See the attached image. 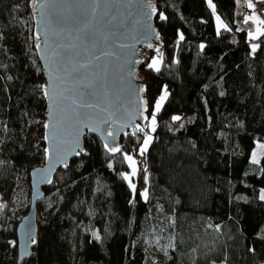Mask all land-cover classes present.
Masks as SVG:
<instances>
[{
    "label": "trees",
    "instance_id": "obj_1",
    "mask_svg": "<svg viewBox=\"0 0 264 264\" xmlns=\"http://www.w3.org/2000/svg\"><path fill=\"white\" fill-rule=\"evenodd\" d=\"M236 1L153 0L161 49L142 52L138 70L148 115L168 92L153 140L140 155L145 126L110 155L87 134L85 152L43 189L37 243L19 262L29 173L45 162L44 73L33 0H0V264H264V153L251 160L264 145V34L251 55ZM153 56L159 71L148 67ZM130 153L135 191L125 179Z\"/></svg>",
    "mask_w": 264,
    "mask_h": 264
},
{
    "label": "water",
    "instance_id": "obj_2",
    "mask_svg": "<svg viewBox=\"0 0 264 264\" xmlns=\"http://www.w3.org/2000/svg\"><path fill=\"white\" fill-rule=\"evenodd\" d=\"M39 4L47 7L33 3V36L44 73L45 122L55 124V129L44 128V136L49 133L45 162L29 173V208L16 227L19 262L32 255L37 243V203L44 197L43 189L85 152V136H96L114 155L117 152L109 149H120L121 136L139 131L138 126L145 129L147 84L138 77L141 53L161 49L153 0H39ZM72 100L81 107L75 108Z\"/></svg>",
    "mask_w": 264,
    "mask_h": 264
},
{
    "label": "rangeland",
    "instance_id": "obj_3",
    "mask_svg": "<svg viewBox=\"0 0 264 264\" xmlns=\"http://www.w3.org/2000/svg\"><path fill=\"white\" fill-rule=\"evenodd\" d=\"M245 1H246V8L244 10H242V2H243V0H237V5H236V24L238 26V29L241 30V31H244L245 34H246V40L248 41V43L250 45V54L251 55H255L257 53L259 47L255 50V52H253L252 51V45L253 44L259 45V41L261 39V34L258 36V38L251 39L248 36V33L251 31V32H253L255 34L257 27H259L261 29V32L264 31V25L259 24V20H264V11H260V9L257 6V3H258L257 1H260V2L264 3V0H245ZM249 4H251L252 6L249 7ZM248 17H251V19H249L248 22L245 23V19L248 18ZM216 22H217V26L219 27V23L218 22H220V21L216 19ZM159 54H161V53H157V55H159ZM154 58L157 60L156 67H159L161 58L160 57L157 58L156 56H153L152 59H151V63H152ZM165 91H166V96H165V99H166L167 95H168V92H167L166 88L163 87L161 89L160 93L154 98V100H153V102L151 104V108H150L149 115H148V121L146 123V132H145L142 144L140 145V147L138 149V152H139L140 155H142L141 154L142 150H143V154H144V152L147 151L151 141L153 140L154 131L152 130L151 116H152V113L154 111V107H155L157 101L159 100V98L162 95H165ZM165 99L163 100V102L161 104V107H162ZM161 107H160V110H161ZM160 110H159V112H160ZM159 112L156 113L155 128H156L157 123H158V114H159ZM147 137H151V139L149 140V142L147 143V146L145 148V139ZM261 145H263V143H261V142H256L255 143V146H254V149H253V152H252V158H251V160L253 162H257L258 163L260 158H261V156L264 153V147H261ZM128 155L132 156V158L136 161V163H135L136 171H135V174L133 175V169L130 166L129 162L126 160V162L128 164V167H129V170L125 174V176L129 177L128 179H126V181L128 182V184L131 187V189L133 191H135L136 183H137V180H136L137 179V171H138V167L139 166H138L137 157L135 156V154L134 153H130ZM133 185L135 187H133ZM0 205H4V207H5V199H0ZM148 239H149V249L152 252H155L158 249L157 246H156L155 238H153L152 234H150V235H148Z\"/></svg>",
    "mask_w": 264,
    "mask_h": 264
},
{
    "label": "snow or ice",
    "instance_id": "obj_4",
    "mask_svg": "<svg viewBox=\"0 0 264 264\" xmlns=\"http://www.w3.org/2000/svg\"><path fill=\"white\" fill-rule=\"evenodd\" d=\"M208 2H209V6L214 8V6H213L212 3H211V0H208ZM33 3H34V4H37L41 9H43L44 7H47V5H45V4H39V0H33ZM251 6H252V5L249 4V7H251ZM145 7H147V6H145ZM153 11H155L154 8H153ZM41 14H43V13H41ZM92 14H93V15L95 14L94 9H93ZM165 18H166V17H164V15L161 13V14H160V19H165ZM249 19H251V17L246 18V19H245V23H247ZM217 20H219V17H217ZM259 24L264 25V20H259ZM260 34H264V32H261V29H260L259 27H257V29H256V33L254 34L253 32L250 31V32L248 33V36H249L251 39H256V38H258V36H259ZM37 38H38V37H37ZM179 39H180V40H183V39H184L183 34L180 35ZM38 47H39V45H38ZM149 47H151L150 44H149ZM258 47H259V45H255V44H253V45H252V51L255 52V50H256ZM201 48H203V45H201ZM157 52H159V49H157ZM156 64H157V60L154 58L153 61H152V63L149 64L148 67H149V68H154L156 71H159V68L156 67ZM80 67L83 68V67H85V65L82 64ZM42 87H43V86H42ZM45 95H46V96L48 95V91H47V89H45ZM53 96H55V92L53 93ZM165 96H166V91H165V95H162V96L159 98V100L157 101V103H156V105H155V107H154V111H153L152 116H151V125H152V130H153V131H155L156 113L159 112L160 107H161V104H162L163 100L165 99ZM55 102H56V101L53 100V104H55ZM72 105H75V108H79V107H81L79 104L76 103L75 100H72ZM145 105H146V102H145ZM87 107H92V105H87ZM145 110H147L146 107H145ZM73 111H75V109H73ZM77 114H78V113H77ZM50 117H51V113H50ZM145 119L147 120L148 117L146 116ZM172 119H173V120H179L180 117H179V116H174V117H172ZM44 128H45L46 130H48V129H50V128H52V129L54 130V129H55V124H50V123H48V122H45V123H44ZM91 130L95 131L96 129H91ZM138 130H139V131H143V129H142V128H139V126H138ZM53 135H54V131H53ZM108 135L111 136V135H113V133L109 131V132H108ZM44 139H45V140H48V139H49V133H48V131L45 132ZM150 139H151V137H147V138L145 139V148H146L147 143L149 142ZM105 147H108V145L105 144ZM261 147H264V145H261ZM45 151L47 152V149H46ZM109 151H111V152H118V151H120V149H119L118 147H113V148H110ZM75 154H76V155H79L80 153H79V152H76ZM141 154H143V150L141 151ZM125 159L129 162L130 166L132 167V169H133V175H134V174H135V171H136V169H135V163H136V161L132 158V156H130V155H128V154H125ZM0 163H2V162H0ZM128 178H129L128 176H125V179H128ZM133 187H135V186L133 185ZM142 195H143L144 198L146 199V198H147V190H145V191L142 193ZM261 199H264V195L261 196ZM2 207H4V205H0V208H2ZM32 242L35 243L34 240H33ZM9 243L14 245L15 242L10 241Z\"/></svg>",
    "mask_w": 264,
    "mask_h": 264
},
{
    "label": "built area",
    "instance_id": "obj_5",
    "mask_svg": "<svg viewBox=\"0 0 264 264\" xmlns=\"http://www.w3.org/2000/svg\"><path fill=\"white\" fill-rule=\"evenodd\" d=\"M257 6H258V8L260 9V11L264 10V3H262V2H258V3H257Z\"/></svg>",
    "mask_w": 264,
    "mask_h": 264
},
{
    "label": "crops",
    "instance_id": "obj_6",
    "mask_svg": "<svg viewBox=\"0 0 264 264\" xmlns=\"http://www.w3.org/2000/svg\"><path fill=\"white\" fill-rule=\"evenodd\" d=\"M257 2H260V1H257ZM236 5H237V1H236ZM246 8V1L243 0L242 2V10H244ZM261 37H262V34H261Z\"/></svg>",
    "mask_w": 264,
    "mask_h": 264
}]
</instances>
